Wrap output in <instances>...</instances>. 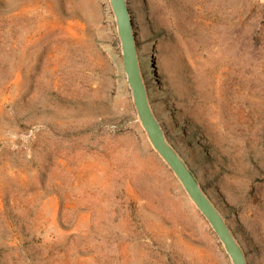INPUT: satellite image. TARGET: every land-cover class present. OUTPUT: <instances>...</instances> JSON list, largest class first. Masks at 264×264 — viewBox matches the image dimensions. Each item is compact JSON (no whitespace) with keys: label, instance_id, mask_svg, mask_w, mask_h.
Here are the masks:
<instances>
[{"label":"rangeland","instance_id":"374dc122","mask_svg":"<svg viewBox=\"0 0 264 264\" xmlns=\"http://www.w3.org/2000/svg\"><path fill=\"white\" fill-rule=\"evenodd\" d=\"M127 1L168 142L264 264V0ZM0 264H230L136 122L107 0H0Z\"/></svg>","mask_w":264,"mask_h":264},{"label":"water","instance_id":"95a60500","mask_svg":"<svg viewBox=\"0 0 264 264\" xmlns=\"http://www.w3.org/2000/svg\"><path fill=\"white\" fill-rule=\"evenodd\" d=\"M114 20L120 45L122 70L130 93L136 122L145 138L179 182L188 200L206 221L230 264H248L245 252L214 203L201 188L196 176L181 155L168 142L164 130L155 116L142 75L134 33V26L127 0H107Z\"/></svg>","mask_w":264,"mask_h":264},{"label":"trees","instance_id":"16d2710c","mask_svg":"<svg viewBox=\"0 0 264 264\" xmlns=\"http://www.w3.org/2000/svg\"><path fill=\"white\" fill-rule=\"evenodd\" d=\"M134 119V118H133Z\"/></svg>","mask_w":264,"mask_h":264}]
</instances>
